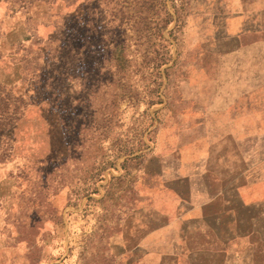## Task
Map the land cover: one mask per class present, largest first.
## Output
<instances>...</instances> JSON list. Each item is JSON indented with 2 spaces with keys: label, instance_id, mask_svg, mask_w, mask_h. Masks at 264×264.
I'll return each mask as SVG.
<instances>
[{
  "label": "rangeland",
  "instance_id": "rangeland-1",
  "mask_svg": "<svg viewBox=\"0 0 264 264\" xmlns=\"http://www.w3.org/2000/svg\"><path fill=\"white\" fill-rule=\"evenodd\" d=\"M215 171L264 264V0H0V264H127Z\"/></svg>",
  "mask_w": 264,
  "mask_h": 264
},
{
  "label": "crops",
  "instance_id": "crops-1",
  "mask_svg": "<svg viewBox=\"0 0 264 264\" xmlns=\"http://www.w3.org/2000/svg\"><path fill=\"white\" fill-rule=\"evenodd\" d=\"M181 160L183 167L185 159ZM197 162L200 163L201 160ZM203 173L188 175L181 172L171 176V179L178 184L191 183V190L187 194L181 192L178 185L176 188H164L167 193H171L176 206L154 212L162 218L161 223L152 226L143 220L135 225L134 238L137 240L135 247L138 252L134 254L133 251L128 250L127 264H247L251 262L245 255L243 246L233 245L235 240L240 242V239L246 236L238 235L232 238L230 235L231 210L224 204L225 187L228 191L227 195L230 194V178L220 176L217 171L205 175ZM207 182L211 183L212 191L206 185ZM244 182L241 180L240 188H236L240 197L257 200V196H249L247 181ZM219 183L221 188L215 190ZM220 200L222 205L216 206L217 201ZM150 213L151 211H146L145 215Z\"/></svg>",
  "mask_w": 264,
  "mask_h": 264
}]
</instances>
